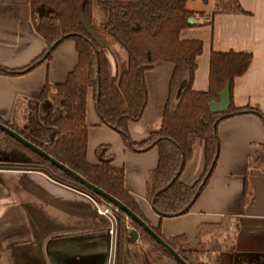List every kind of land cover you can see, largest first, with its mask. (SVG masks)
Returning a JSON list of instances; mask_svg holds the SVG:
<instances>
[{
	"label": "crops",
	"instance_id": "0c3cea01",
	"mask_svg": "<svg viewBox=\"0 0 264 264\" xmlns=\"http://www.w3.org/2000/svg\"><path fill=\"white\" fill-rule=\"evenodd\" d=\"M237 2L245 13H214L211 24H204L215 3L207 0L198 9L203 15L193 18L197 24L178 33L182 40L201 42V53L195 58L193 90L207 88L210 51L250 53L247 69L233 80L232 102L235 107L249 106L260 113L234 115L217 124V160L189 210L163 219L152 210L145 198V181L156 165V148L142 152L127 149L114 130L99 122L91 89L87 90L85 103V157L89 163H96V148L106 145V153L113 157L112 165L123 169L125 189L149 226L158 227L167 237L184 236V248L195 249L209 238L198 235V225L227 219L225 246L211 251L217 263L264 264V0ZM44 47L32 27L28 0H0V65L21 67ZM120 50L114 43L105 48L113 71L126 60L125 52ZM76 63L74 44L65 40L48 61L29 72L0 74V120L14 123L17 104L41 110L44 103L36 99L43 84L63 82ZM171 70L170 63L157 61L144 72L147 101L140 118L127 124L131 140L139 141L155 130L167 98ZM182 86L183 82L175 91V100ZM224 104L223 96L220 106ZM202 163V146L195 140L180 180L185 184L196 181ZM244 178L249 186L245 196ZM95 203L88 195L54 182L39 171L0 166V264H115V247L110 256L108 253L107 222L95 212ZM118 264L162 263L147 243L128 234L119 250Z\"/></svg>",
	"mask_w": 264,
	"mask_h": 264
},
{
	"label": "trees",
	"instance_id": "16d2710c",
	"mask_svg": "<svg viewBox=\"0 0 264 264\" xmlns=\"http://www.w3.org/2000/svg\"><path fill=\"white\" fill-rule=\"evenodd\" d=\"M187 0H28L32 27L43 40V50L18 68L0 65V74H24L39 63L48 61L53 50L63 41L71 40L77 53L75 67L60 83L43 84L36 102H43L42 112L27 118L23 130L16 128L17 112L23 105H15L13 122L0 120L24 139L40 148L50 157L77 173L87 182L113 196L148 226L134 199L124 186V172L112 165L108 147L96 148V163L85 157L86 132L85 103L87 90L99 122L114 130L124 146L133 152L155 147L156 165L145 181V198L160 219L185 214L198 196L214 169L218 155L217 124L228 117L260 113L249 106L235 107L232 102L233 80L241 76L251 60L246 51H210L208 55L207 88L193 90L191 83L196 67L195 58L201 53V42L182 40L181 29L192 26L188 17L203 15L185 7ZM205 3L207 0H201ZM245 13L237 0H215L208 22L214 13ZM84 24L95 34L87 31ZM117 44L126 54V60L114 71L105 48ZM157 61L172 65L168 80V93L155 130L139 140L129 138L127 124L137 121L145 108L147 91L144 72ZM183 82L177 99L175 91ZM224 96L225 104L220 106ZM24 107V106H23ZM21 118V117H20ZM22 120V118H21ZM2 138L21 148L26 154L17 160L0 158L1 166H19L39 171L54 182L88 195L97 204H108L68 173L60 170L17 140L0 131ZM202 146L203 167L192 184L180 180V174L192 155L193 142ZM264 173V167H261ZM249 193L243 180V195ZM117 210L115 212V264L118 253L134 229L137 238L150 247L156 260L180 264L158 245L141 227ZM227 219L218 224H200L197 233L209 235L206 242L195 249L182 246V235L164 236L158 227L149 226L187 264H218L215 251L225 246ZM203 259L199 260V256Z\"/></svg>",
	"mask_w": 264,
	"mask_h": 264
},
{
	"label": "water",
	"instance_id": "95a60500",
	"mask_svg": "<svg viewBox=\"0 0 264 264\" xmlns=\"http://www.w3.org/2000/svg\"><path fill=\"white\" fill-rule=\"evenodd\" d=\"M187 21L191 24H197L195 20H193L192 17H188ZM87 31L97 40V37L95 34L88 28L86 24H84ZM0 131L6 133L7 135L11 136L15 140H17L19 143L27 147L28 149L32 150L39 156H41L43 159L47 160L60 170L68 173L70 176H72L74 179H76L79 183H81L84 187L89 189L90 191L96 193L97 195L101 196L103 199H105L108 203H110L113 207H115L117 210H120L127 218L131 219L134 223H136L139 227H141L158 245L163 247L165 250H167L174 259L179 262L180 264H187L180 256L179 254L173 250L161 237H159L145 222H143L137 215H135L128 207H126L124 204H122L120 201L115 199L110 194L106 193L102 189L94 186L93 184L87 182L82 177H80L77 173L70 170L65 165L59 163L54 158L50 157L48 154H46L44 151H42L40 148L36 147L26 139H24L21 135L17 134L15 131L11 130L9 127L3 125L0 123ZM129 236L136 237L137 233L134 229H130ZM109 244V240H108ZM109 249V246H108ZM109 253V250H108ZM110 256V253H109Z\"/></svg>",
	"mask_w": 264,
	"mask_h": 264
},
{
	"label": "rangeland",
	"instance_id": "374dc122",
	"mask_svg": "<svg viewBox=\"0 0 264 264\" xmlns=\"http://www.w3.org/2000/svg\"><path fill=\"white\" fill-rule=\"evenodd\" d=\"M185 7L187 9L193 10V11H198V9H201L204 7V3L201 0H187ZM122 52V50H120ZM114 64L116 65L115 61ZM42 106H41V110L37 111V109L33 110V109H26V107H21V109L17 112L18 114V118L15 119V127L18 129L23 130L24 127H26L27 125V118H29L30 116H32V114L34 112L37 111V113L42 112ZM22 120H21V118ZM23 152V156L27 154L18 146H16L15 144L11 143V142H7L2 138V135L0 134V158L3 159H15V158H22V153ZM2 164L0 163V166ZM104 205H108V204H99V206H104ZM125 219L127 220L126 216H124ZM202 257V258H201ZM199 260L203 259V255L198 257ZM160 263L162 264H168L166 262H164V260H159Z\"/></svg>",
	"mask_w": 264,
	"mask_h": 264
},
{
	"label": "built area",
	"instance_id": "2783aa9c",
	"mask_svg": "<svg viewBox=\"0 0 264 264\" xmlns=\"http://www.w3.org/2000/svg\"><path fill=\"white\" fill-rule=\"evenodd\" d=\"M209 18L206 17L204 19L205 22H208ZM117 209L113 207L112 205H104L99 206L97 203H95V212L101 216H103L106 219L107 227H106V233L109 240V252L113 250L115 245V227H116V218H115V212Z\"/></svg>",
	"mask_w": 264,
	"mask_h": 264
}]
</instances>
